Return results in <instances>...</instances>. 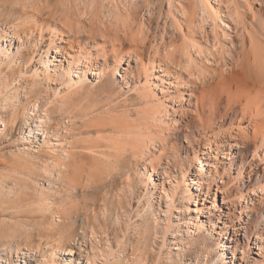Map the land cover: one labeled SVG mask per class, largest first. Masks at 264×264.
Segmentation results:
<instances>
[{"label": "rangeland", "instance_id": "1", "mask_svg": "<svg viewBox=\"0 0 264 264\" xmlns=\"http://www.w3.org/2000/svg\"><path fill=\"white\" fill-rule=\"evenodd\" d=\"M19 1L22 2L23 0H8L10 4L7 2L9 7L5 6L6 8L0 5V35L5 39L3 43L8 47H10V39H12L9 35L15 25L25 26V33L28 34H30L28 31L32 25L36 26L35 31H33L37 38L40 34V27H42L45 39L49 42L50 29L52 30L54 26L48 27L43 18L47 11L51 9L57 11L60 8L62 13L65 11L63 14L71 13L70 16L74 14L71 19H73L72 21L76 20L75 25L80 27L84 24L83 27L88 25L87 27L91 28L89 24H94L95 20L96 24L102 26L101 28H106V26H111L114 21L111 18L113 16L109 13H111L112 7L114 8L113 1L115 0H98L99 2L96 1L98 5H94L95 1L93 0H90L91 2L88 0H67V2L66 0H49L47 3L45 1L48 0H41L43 2L35 0L39 2L37 6H48V10L45 9L47 7H42L43 11L46 10L43 15L45 12L46 14L42 16L43 18H38L37 21L36 18L31 16L34 13L32 9L29 11L24 10L26 6L24 3H29V0H26L27 2L24 0L23 4L25 6L20 5ZM116 1L119 4V1ZM120 1H122L119 4L120 8L123 6L125 9L127 4L128 6H130L129 4L137 6L139 21L143 19L148 23L147 19L151 16L152 23L149 24L148 28L150 39L154 38L153 36H158L161 31L163 32L162 25L156 28L158 22L163 24V20L173 21L174 17L178 20L182 18L179 10H174L173 13L168 14L169 0ZM175 1L178 2V0ZM179 1L180 5L189 9L193 4L198 3L196 0ZM43 3L46 5H43ZM49 3L52 7L56 5L55 9L49 8ZM16 4L17 8L13 6L12 9L11 5ZM67 4L72 5L71 7L69 5L71 11L69 7L66 8ZM159 4H161V7L158 6ZM213 4L216 5L214 2ZM27 5L32 7L31 4ZM177 6L179 5L177 4ZM200 6L197 7L201 9L202 6ZM261 6L264 13V4H261ZM252 7L258 9L260 3H253ZM60 10L58 11L60 12ZM59 15L62 14L58 13L56 18ZM245 19L250 22L252 12H247ZM79 22L82 23L79 24ZM114 22L116 23V21ZM59 27L56 25L54 29L57 30ZM173 27V30L172 25L171 29L170 27L167 29V40L173 37V31H175V35L178 34L176 26ZM231 33L234 34V32ZM27 41L26 38L22 42L20 53H16L15 41L12 45L13 53L7 58L0 57V256H5L7 259L6 264L9 262L15 264L17 259L20 264H39L41 260L46 264H52L50 254L60 246H63L66 252L71 246L77 250L76 256L73 257L74 264H78L79 261H81L80 264H89V257L91 258L90 264H224V260H232V254L229 251H226V255H221L223 250L218 245L219 235L216 233L218 229L212 227L211 232L206 231L192 238L186 234V229L181 226L182 221L176 215L172 217L174 226L170 232H167L165 223L156 222L155 209L158 208L159 204L157 199L154 200L153 183L147 178L145 166L149 170L151 168L155 169L153 178L157 181L158 188L161 189L162 180L165 181V186H169L170 181L169 177L164 178L163 161L158 162L156 160L152 148L145 159H132L131 154L124 153V150H121L122 153L120 154V151L117 150H120V148L116 147L115 149L113 141L109 138L114 135L112 128H109L111 126L108 125L110 121L108 120L110 119L109 114L120 115V113H126L133 107L140 106L131 86L129 88L124 86L120 76L112 75L107 80L104 79L97 83L95 79L91 78L86 83L88 87L83 90L84 98H75L73 103L68 102L71 106L70 109L62 110L60 108L62 98L61 94L58 93V86L42 78L40 72L42 66L39 64V53L47 49L46 44L33 45L31 43L34 40L29 39L31 43ZM99 41L102 42L103 40L99 39ZM247 41L249 46V39ZM179 42H181L180 39ZM63 44H67V42ZM88 46L92 48L93 52H96V45L89 44ZM29 58H32L31 62L28 60ZM125 59L131 67L136 66L131 55L128 54ZM116 60L115 55L106 54L100 56L98 62L104 65L105 68L112 69ZM232 61L231 63L234 65L235 61ZM228 65L231 64L227 62V64H222L220 68H225L229 72L230 67ZM34 67H38L39 71L33 73ZM214 86L207 83L194 97L188 93L184 95L186 100H183V108L188 111V114L184 115L182 120L180 115H176L179 122L175 125L174 141L177 144L179 156L171 160L173 170H175V174L178 172V176H181L182 169L180 165L187 167L191 159L192 152H187L186 146L191 150L194 147H200L198 143L194 146L188 145L184 135L188 132L187 128H196V124L203 116L201 105L197 104L196 98L200 94L207 93L209 88ZM158 93L160 94V90ZM105 94L109 95L108 101H104L102 98ZM132 101L133 103H131ZM32 108H35V111L39 110L40 113L43 111L52 112V119H47L48 125L41 124L39 113L33 115L35 124H38L41 132L37 135L32 131L34 126L29 123L28 118L29 111ZM239 117L240 114L231 113V106L224 98L217 113L218 125L234 124L237 126ZM246 123L244 121V124ZM188 124L190 127L187 126ZM104 125L108 127H104ZM217 131L215 128L214 132ZM249 132L252 133V130L250 129ZM197 136L200 137V134L198 133ZM98 137H101V142L98 141L100 140ZM216 138L218 141L222 140ZM205 139L206 136L202 137L201 148L204 147ZM222 147L227 148V151L230 149V146L225 142H223ZM53 148L55 149L52 150ZM253 150V144L248 147H239L238 162L242 158L251 159ZM114 151L117 156L118 153L121 155L118 158L122 157L126 160L117 159V162H115L117 156ZM109 152H111V155ZM107 153L112 160V166L107 163V158H105L108 157ZM215 155L216 153L213 152L211 158H214ZM222 160L223 162L220 163L217 159L215 160L220 175L216 177L215 184L211 188L212 197L209 198L211 201H214L216 184L221 185L222 180L231 184V173L225 167L230 159L222 157ZM255 160L257 161V159ZM255 160L251 161L254 162ZM46 165L55 168L51 170L53 175H50L49 179L42 177L40 181L39 174L43 173V168ZM98 166L104 167V172L94 178L92 172ZM256 170L258 173H264L263 164L259 163ZM60 171H64L61 176L58 174ZM247 171H250V167ZM247 171L242 182H234L235 191L247 190L244 183L254 185L258 181L256 176L248 179ZM108 174H110V178ZM250 195L253 202L250 201L249 205L255 206L250 215L251 220H248L245 213L239 217L240 215L236 210H233L232 218L234 219L233 223L236 222L237 226L241 223L253 229V226L261 227L264 224V195L261 192H258V195L252 193ZM185 203L184 200L180 204L183 209ZM207 203L210 204L211 202ZM218 203L219 206L223 204L220 193ZM213 206L211 207L213 211L212 223L217 219L214 215L217 211ZM223 210L228 212L226 207H223ZM180 217H182V214H180ZM229 223H231V219ZM10 224L13 227L12 229L6 227ZM12 233L15 234V238L9 237V234ZM26 233H29L28 237H26ZM176 235L183 236L186 241L197 238L199 249L194 252L187 246L184 250H180L182 244L176 245L179 241H174ZM239 236L237 257L233 259L236 261L234 264L242 263L240 259L242 251L244 257L250 261L249 264H254V259L260 258L257 254L259 252L258 247L251 245L250 248H246L247 240L243 230ZM224 240L229 242L226 238ZM18 242L21 248L27 245L31 253H28L29 255L17 254L15 248ZM62 262L64 263L63 260H59L58 264H63ZM0 264L2 263L0 262Z\"/></svg>", "mask_w": 264, "mask_h": 264}, {"label": "bare ground", "instance_id": "2", "mask_svg": "<svg viewBox=\"0 0 264 264\" xmlns=\"http://www.w3.org/2000/svg\"><path fill=\"white\" fill-rule=\"evenodd\" d=\"M34 1L29 0L28 3L25 0L32 7H28L24 0L19 2L21 3L20 5L23 3L26 5L23 4L25 11L26 9L34 11L31 16L36 18L37 21L38 18L46 14L45 12L43 15L46 10L43 11L42 7H47L45 9L48 10V6H37L39 2ZM93 1L95 3L99 2L98 0ZM118 1L121 4L120 2L122 1ZM7 2L8 0H0V5L5 7L8 5ZM47 2L49 0L45 1V3ZM113 2L115 5L114 8H110L111 13L109 14L114 17L111 18L116 23L111 21V26H106V28H101L102 26L96 24L95 20L94 24H89L91 28L87 27L88 25L83 27L85 26L84 24L82 27L77 26L75 25L76 20L72 21L73 19H71L74 14L72 16H70L71 13L63 14L65 11L62 13L60 8L58 9L60 12L52 9L47 11L45 17L42 18L48 24V27L54 26L52 30L50 29L51 37L48 39L49 42L45 39L42 27H40V34L37 38L34 34L36 26L32 25L28 31L30 34H28L25 33V26L15 25L9 35L12 37L10 39V47L3 43L5 39L0 35V57L7 58L13 53L12 45L15 41L16 53H20L22 42L26 38L28 39L27 42L30 43L29 39L34 40L31 43L33 45L46 44L47 49L39 53V64L42 66V71L40 70V72L42 78L58 86V93L61 94L62 98L60 105L62 110L70 109L71 106L68 102L73 103L75 98H84L83 90L88 87L86 83L91 78L95 79L97 83L104 79L107 80L112 75L120 76L124 86L127 88L131 86L140 106L137 108L133 107L126 113H120V115L109 114L110 119L108 120L110 121L108 122L109 124L107 122L106 124L111 126L109 128H112L114 133L109 138L113 141L115 149L116 147L120 148V150L117 149L120 154L122 153L121 150H124V153L128 152L131 154L132 159H145L152 148L154 150V154H152L156 156V160L158 162L163 161L164 178L169 177L170 181L169 186H165V181L162 180L161 189L158 188L157 181L153 178L155 169L151 168L149 170L145 166L147 178L153 183L154 200L157 199L159 204L158 208L155 209L156 222L165 223L167 232H170L174 226L172 217L176 215L182 221L181 226L186 229V234L192 238L206 231L211 232L212 227L218 229L216 231L219 235L218 245L223 250L221 255H226V251L232 254V260L224 257L226 259V261H223L224 264H234L236 262L233 259L237 257L239 235L243 230L247 240L246 248H250L252 245L259 249L257 254L260 258L254 259L253 263L264 264V224L261 227L253 226V229H251L246 224L240 223L237 226L236 222L233 223L234 219L232 218V212L236 210L240 215L239 217L245 213L248 216V220H251L250 215L254 211L255 206L249 205L250 201L251 203L253 202L250 193L258 195V192H261L264 195V173H258L256 170L259 163L263 164L264 170V13L261 6V4H264V0H212V3L211 0H196L200 4H193L192 7L189 6L191 7L190 9L180 5L179 0L178 2L175 1L176 3L174 0H169V13H167L170 14L174 10H179L182 18L178 20L174 17L173 21L163 20V24L158 22L156 28L162 25L163 32L161 31L158 36H153L154 38L151 39L148 34L149 24L152 23L150 13V18L147 19L148 23L143 21V19L139 21L136 5L129 4L130 6H128L127 4L125 9L121 5L122 9L116 0ZM255 2L260 3V8L253 9L252 4ZM50 3L49 8L52 7ZM95 3L94 5H98V3ZM154 3L156 2L154 1ZM43 5L46 4L43 3ZM69 5L70 7L72 6L67 4L66 8ZM199 5L202 6L201 9L197 7ZM11 6L12 9L13 6L17 8V4ZM55 6L52 8L55 9ZM62 9L64 10L65 8ZM69 10L67 9L68 12ZM247 12H252V20L250 22L245 19ZM58 13L62 15L56 18ZM94 16L96 17V15ZM56 25L60 26L57 30L54 29ZM171 25L172 30L173 26H176L178 34L175 35V31H173V37L167 40V29L168 27L171 29ZM231 32H234V34ZM99 39L103 41L100 42ZM179 39L181 42L178 43ZM65 42L67 44H63ZM89 44L97 46L96 52H93L91 47H87ZM106 54L115 55L117 58L112 69L105 68L104 65L98 62L100 56ZM128 54L135 61V67H131L129 62L126 61L125 57ZM28 60L31 62L32 58ZM232 60L235 61L234 65L231 63L233 62ZM227 62L231 64L230 66L228 65L230 67L229 72L225 68H220L222 64H227ZM38 71L39 68L34 67L33 73ZM134 82L135 84L133 85ZM207 83H210V86H215L210 87L207 93L200 94L196 98L197 104L201 105L203 116L196 124V128H187L188 132L184 133L188 145L194 146V144L198 143L200 147H194L191 150L186 146V151L192 152L191 159L187 167L180 165L182 169L181 176H178V172L175 174L171 164V160L179 156V150L174 141V135L176 134L175 125L179 122L178 118L176 119V115H180L182 120L183 116L188 114V111L183 108V100H186L184 97L185 93L194 97ZM159 90L160 94L158 93ZM102 98L104 101H108L109 95L105 94ZM224 98L231 106V113L240 114L238 127L234 124L225 126L217 123V113ZM35 114L39 115L42 125H48L47 119H52V112L43 111L40 113L39 110L35 111V108L29 111V123L33 124L34 130L32 131L37 135L41 132L38 124H35L33 116ZM134 114L136 115L133 116ZM105 119L107 120V118ZM244 121L247 123L244 124ZM187 126L190 127L189 124ZM104 127L108 126L104 125ZM215 128L218 130L216 133L214 132ZM250 129L252 133L249 132ZM196 130L200 137L197 136ZM205 136L204 147L201 148L202 137ZM216 137L222 140L218 141ZM100 138L98 137V139ZM101 140L98 141L101 142ZM223 142L230 146L228 151L227 148L224 149L222 147ZM54 144L56 145V143ZM250 144L254 145V150L251 154L252 158H242L238 162L237 153L239 147H248ZM117 150L115 151L117 152ZM96 151L98 150L96 149ZM213 152L216 155L211 158ZM109 153L111 155V152ZM120 154L118 153V156ZM106 155L108 157H105V155L104 157L107 158V163L111 164L112 160L109 154L107 153ZM230 155L231 157H229ZM118 156L116 159L114 158L115 162H117V159L126 160L122 157L118 158ZM222 157L230 159L225 164V167L231 173V184L225 183L223 180L221 185L216 184L217 189L213 196L214 201H211L209 200L212 197L211 188L215 184L216 177L220 175L215 160L217 159L219 163L223 162ZM253 159H257V161H251ZM248 167H250V171H247ZM103 168L98 166L94 169V172H92L94 178L104 172ZM52 169L55 168L46 165L43 168V173L39 174V180L41 181L42 177L49 179L48 177L53 175ZM246 171L248 179L256 176L258 181L254 185H246L244 183L247 190L235 191L234 182H242L245 179ZM63 172H58L59 176ZM109 176L110 174H108ZM219 193L222 195L223 203L220 206L218 203ZM184 200L186 203L183 209L180 204ZM212 205L217 211L214 213L217 219L213 223L211 222ZM223 207H226L228 212L223 210ZM180 214H182V217H180ZM230 219L231 223H229ZM6 227L13 228L11 224ZM28 235L29 233H26V237ZM9 237L15 238V234H9ZM225 238L229 242L225 241ZM176 240H179L176 245L182 244L180 250H184L187 246L194 252L199 249L197 238L186 241L183 236L176 235L174 241ZM15 251L17 254L31 253L27 245L21 248L19 242ZM243 253L242 251V256L240 257L242 263L240 264H249L250 261L244 257ZM76 254L77 250L73 246L69 247L68 252L65 251L63 246H60L50 254L51 263L58 264L59 260H63V264H74L73 257ZM90 260L91 258L89 257V264ZM0 262L6 264L7 259L5 256H0ZM80 263L81 261L78 264ZM8 264H11V262ZM15 264H20L18 259ZM39 264L46 263L41 260Z\"/></svg>", "mask_w": 264, "mask_h": 264}]
</instances>
